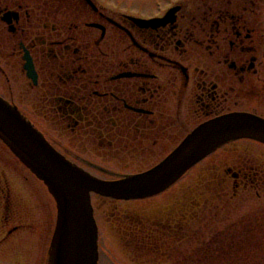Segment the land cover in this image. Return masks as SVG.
<instances>
[{
	"label": "flooded vegetation",
	"instance_id": "obj_1",
	"mask_svg": "<svg viewBox=\"0 0 264 264\" xmlns=\"http://www.w3.org/2000/svg\"><path fill=\"white\" fill-rule=\"evenodd\" d=\"M0 98L91 176L145 173L203 123L236 112L264 119V0H167L149 15L99 0H0ZM191 170V183L224 204L214 232L264 254V143L256 139L220 145L159 194L92 192L91 203L150 201L179 190ZM179 196L168 203L175 213L167 207L159 220L133 208L108 217L135 264L178 257ZM56 209L44 182L0 139V263L22 264L42 235L46 264Z\"/></svg>",
	"mask_w": 264,
	"mask_h": 264
},
{
	"label": "water",
	"instance_id": "obj_2",
	"mask_svg": "<svg viewBox=\"0 0 264 264\" xmlns=\"http://www.w3.org/2000/svg\"><path fill=\"white\" fill-rule=\"evenodd\" d=\"M239 138L264 143V119L244 112L212 119L149 171L102 180L67 161L15 107L0 98V139L44 182L56 201L57 220L46 264H99L92 192L119 199L159 194L220 145Z\"/></svg>",
	"mask_w": 264,
	"mask_h": 264
},
{
	"label": "rangeland",
	"instance_id": "obj_3",
	"mask_svg": "<svg viewBox=\"0 0 264 264\" xmlns=\"http://www.w3.org/2000/svg\"><path fill=\"white\" fill-rule=\"evenodd\" d=\"M99 1L106 7L117 11L149 15L156 13L157 10L164 7L167 0ZM195 170H191L183 178L181 190H177L176 187L171 188L166 193L143 203L138 201L123 202L118 203L121 205L117 206V203L108 204L104 200H95L96 198L93 196L95 204L93 201L92 206H96V209L99 211V222L102 230V237L99 243V264H135L124 253L126 249H122L121 244L118 243L119 241L114 238L109 216L114 220L115 216L118 215V210L133 208L145 210L153 220H159L167 207L171 210L170 213H175L178 206H170L168 203L176 197L177 192L179 195L182 193V196H179V198L182 200L180 207L183 210L184 217L183 243L181 252L177 258H174V263L172 264H262V261L264 263V254L249 252L243 249L242 245L237 243L240 240L239 238L229 236L223 231L221 233L214 232V229H217L215 226L217 222L214 223L212 219L217 215L218 217L221 215V218H224L225 212L222 211L224 204L218 201L215 190L205 189L194 182L191 183L195 181L192 179ZM40 239V245L37 248L34 247V251H25L26 258L24 255L22 264H44L45 252L43 247L45 240L42 239V235ZM150 262V264L168 263L165 261V258L160 260L155 254L152 255Z\"/></svg>",
	"mask_w": 264,
	"mask_h": 264
}]
</instances>
